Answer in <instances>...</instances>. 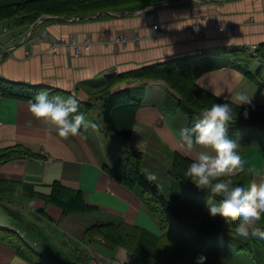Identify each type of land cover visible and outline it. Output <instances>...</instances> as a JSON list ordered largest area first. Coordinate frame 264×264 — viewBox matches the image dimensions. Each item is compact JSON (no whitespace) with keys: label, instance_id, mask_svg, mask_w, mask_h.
<instances>
[{"label":"crops","instance_id":"crops-1","mask_svg":"<svg viewBox=\"0 0 264 264\" xmlns=\"http://www.w3.org/2000/svg\"><path fill=\"white\" fill-rule=\"evenodd\" d=\"M16 1L0 0V4ZM139 2H133L136 10L106 11L99 17L75 22L48 18L33 31L34 37L48 31L46 42L28 39L30 27L1 21L0 76L14 87L25 83L40 89L58 88L99 104L94 94L105 86L106 76L187 57L200 72L198 84L202 88L211 93L223 92L220 98L224 100H229V90L257 89L256 103L251 107L264 106V55L257 54L254 63L244 64L245 70L237 66L242 64L231 53L244 47L251 51L264 50V0H167L143 6ZM156 24L160 32L154 31ZM72 35L82 43L87 39L92 43L83 46L80 54L64 48L52 50L54 38ZM48 83L55 87H48ZM125 87H137L145 92L128 144L96 125L97 110L84 115L88 127L82 129V136L60 137L51 124L33 116L32 100L0 90V151L22 145L37 155L0 165V200L25 208L38 220L48 222L67 238L83 244L92 260L104 264L114 261L156 264L136 252L162 251L165 245L169 246L165 243L166 237L188 236L171 233L169 227L164 229L144 203L141 189L131 190L110 174L109 169L127 159L128 146L144 154V171L162 190L159 180L166 179L171 194L183 188L169 174L175 155L192 160L199 152L211 153V150L203 146L191 152L186 150L179 133L189 126L190 119L185 113L168 107L176 94L164 81L129 80L122 88ZM89 114L95 120L87 118ZM238 137L247 163L242 170L229 175L247 173L252 181H259L264 177V130L242 128ZM77 191L82 192L86 203L95 210L66 213L50 200L54 194L59 199H69ZM41 210L45 213L41 214ZM45 214L50 220L42 217ZM180 223L179 228L186 227ZM98 224L139 229L142 233L136 235L139 240L135 244L138 251L123 245L109 246L100 236L95 241H87V230ZM156 240L160 242L158 245ZM234 240L237 244L227 234L219 235L204 251L208 252L212 245L217 254L236 251L240 256L248 251L239 245L250 242V238L236 235ZM142 244L150 247L142 249ZM253 248L257 259L264 263V256L258 257L263 253L262 248L256 245ZM215 258L198 260L197 264H214ZM0 264L31 263L9 244L0 242Z\"/></svg>","mask_w":264,"mask_h":264},{"label":"trees","instance_id":"trees-1","mask_svg":"<svg viewBox=\"0 0 264 264\" xmlns=\"http://www.w3.org/2000/svg\"><path fill=\"white\" fill-rule=\"evenodd\" d=\"M138 0H18L7 4H0V22L14 21L16 26L30 27L45 15L69 16L84 18L106 11L136 10L137 5L133 2ZM167 0H140L139 5L157 3ZM231 53L238 57L236 62L244 68V64L251 65L255 62L256 55H264V50L259 48L251 51L247 47L237 48ZM254 53V54H253ZM200 72L196 69L190 58H179L168 63H159L144 66L131 72H123L105 77V86L94 95L99 104H93L89 100H82L74 92L62 91L58 88L31 87L25 83H17V87L12 86L10 81L0 76V90L6 94L23 97L33 101L36 93L47 91L49 96L60 95L67 98L74 95L79 100V112L83 115L97 110L96 125L105 133H113L125 140L128 144L132 136L135 117L138 109L143 103L145 92L137 87L122 88L129 80L154 79L164 81L176 94L175 99H170L168 107L174 111H181L188 115L189 126H193L195 118L206 107L213 103L229 102V100L216 97L210 91L202 88L198 84ZM96 100V101H97ZM246 107V106H245ZM233 113H239V119L229 125V133L239 136L242 128H252L264 130V106L251 107V115L244 111V107L239 108L232 105ZM128 157L120 161L113 169H109L118 181L125 184L131 190L141 189L144 203L153 213L164 229L170 224L171 217H175L186 227H191V237H166L165 249L154 252H141L135 249V244L139 240L142 232L139 229L126 225L98 224L87 230L86 240L95 241L96 236H100L106 244L123 245L130 249H135L136 254L144 255L156 264H197L198 255L219 235L227 234L230 240L237 244L235 228L239 224L237 219L229 221L222 213L211 214L205 207L206 192L198 189L195 184L185 177V172L192 160L176 154L169 174L182 184L181 190H174L168 197L154 178L149 176L143 169L142 164L144 154L135 151L127 146ZM37 155L30 149L17 145L0 151V165L13 159L36 157ZM236 182L249 183L252 177L247 173L235 176ZM1 186V181H0ZM219 199V197H218ZM50 200L61 206L64 211H93L95 208L84 200L81 191H77L71 198H58L56 194ZM40 213H45L41 210ZM46 215V214H45ZM47 219L50 218L46 215ZM256 227L264 230V217L257 221ZM52 231L61 234L63 250L49 255L51 262L55 264H90L92 256L85 249L84 245L67 238L59 231L51 227ZM186 236V235H185ZM250 242L240 243L241 248H246L248 252L258 261L253 245L260 246L264 254V238L249 237ZM144 239V238H143ZM87 240V241H88ZM145 240V239H144ZM0 242L9 244L19 255L28 260L31 264H51L47 262L39 253L32 250L17 234L0 230ZM145 242H147L145 240ZM148 243L152 244L150 239ZM160 242L156 240L155 245ZM142 249L150 247L141 245Z\"/></svg>","mask_w":264,"mask_h":264},{"label":"clouds","instance_id":"clouds-1","mask_svg":"<svg viewBox=\"0 0 264 264\" xmlns=\"http://www.w3.org/2000/svg\"><path fill=\"white\" fill-rule=\"evenodd\" d=\"M48 87L55 85L48 83ZM256 91L247 87L229 90V102L213 103L204 108L193 126L181 129L179 133L187 151L191 152L197 146L211 150V153L201 151L192 158L185 177L206 192L205 207L211 214L222 213L229 221H239L235 232L241 238H264V230L254 226L264 217V177L244 183L236 182L235 176L229 175L242 170L247 163L241 140L229 133V125L239 119V113H233L232 105L244 107L245 113L251 115ZM223 94L213 92L216 97ZM79 103L74 95L50 97L47 91H40L35 94L30 111L36 119L51 124L60 137H76L82 136V129L88 127L84 115L79 112ZM207 258V252H201L197 257L200 261Z\"/></svg>","mask_w":264,"mask_h":264},{"label":"water","instance_id":"water-1","mask_svg":"<svg viewBox=\"0 0 264 264\" xmlns=\"http://www.w3.org/2000/svg\"><path fill=\"white\" fill-rule=\"evenodd\" d=\"M102 14L103 13H98L96 15L86 16L82 19L69 16H46L40 19V23L48 18L75 22L99 17ZM38 24L39 22L33 26V29ZM0 230L17 234L32 250L39 253V255L51 264L55 263L50 261L49 255L60 252L66 248L63 244L62 235L52 231L51 225L48 222L38 220L25 208L8 201L0 200Z\"/></svg>","mask_w":264,"mask_h":264},{"label":"rangeland","instance_id":"rangeland-1","mask_svg":"<svg viewBox=\"0 0 264 264\" xmlns=\"http://www.w3.org/2000/svg\"><path fill=\"white\" fill-rule=\"evenodd\" d=\"M87 118H90L92 120H95V117L92 115V114H89L87 116ZM162 187H163V191L166 193V195L169 197L170 196V191L168 190V187H169V183L166 179L162 178V180L160 179L159 180ZM179 224H181L178 219H176L175 217H171V220H170V224H169V228H168V231H170L171 233H176V234H182L183 236H188V237H191V233H192V229L191 227L189 228H185L183 227L182 229L179 228ZM212 247H214L212 245ZM212 247H208V260H210L209 258L210 257H216V261L214 262V264H257L256 261L253 259L252 255L246 251V252H242L240 256H238V252H234V253H231V252H223L222 254L221 253H216V252H213L215 251L214 249H212ZM207 248V247H206ZM205 252V251H203ZM260 256H264V254H258V257ZM204 260V261H207Z\"/></svg>","mask_w":264,"mask_h":264},{"label":"built area","instance_id":"built-area-1","mask_svg":"<svg viewBox=\"0 0 264 264\" xmlns=\"http://www.w3.org/2000/svg\"><path fill=\"white\" fill-rule=\"evenodd\" d=\"M38 22L40 23V20ZM154 31L155 32L161 31L160 26L158 24L154 25ZM33 35H34V32L31 28L27 34L28 39L30 40L32 39L33 42H36V41L46 42L49 36V32L44 31L40 33L39 36H36V37H34ZM119 38L125 39L124 36H119ZM91 43H92L91 39H87L86 41L82 43L75 35H72L69 38H66V37L54 38V40H52V43H51L52 44L51 48L53 51L57 50L58 48H64L67 52H71L72 50H74L76 54H80L82 52V47L89 46ZM90 264H104V263L100 262L97 259H93ZM111 264H126V263L122 261H114Z\"/></svg>","mask_w":264,"mask_h":264}]
</instances>
